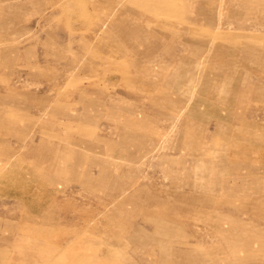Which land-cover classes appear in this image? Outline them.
Returning a JSON list of instances; mask_svg holds the SVG:
<instances>
[{"label": "rangeland", "instance_id": "1", "mask_svg": "<svg viewBox=\"0 0 264 264\" xmlns=\"http://www.w3.org/2000/svg\"><path fill=\"white\" fill-rule=\"evenodd\" d=\"M0 264H264V0H0Z\"/></svg>", "mask_w": 264, "mask_h": 264}, {"label": "bare ground", "instance_id": "2", "mask_svg": "<svg viewBox=\"0 0 264 264\" xmlns=\"http://www.w3.org/2000/svg\"><path fill=\"white\" fill-rule=\"evenodd\" d=\"M180 77V76H179ZM183 77V76H182Z\"/></svg>", "mask_w": 264, "mask_h": 264}]
</instances>
